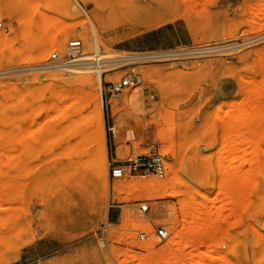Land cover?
I'll return each mask as SVG.
<instances>
[{
    "label": "rangeland",
    "instance_id": "rangeland-1",
    "mask_svg": "<svg viewBox=\"0 0 264 264\" xmlns=\"http://www.w3.org/2000/svg\"><path fill=\"white\" fill-rule=\"evenodd\" d=\"M260 6L264 0H0V116H4L0 128L12 139L11 145L0 142V264H138L149 255L154 259L162 246L174 255L170 259L167 254L165 264H196L209 248L207 264H264ZM40 11L61 18L60 32L62 24L83 23L97 12L104 18V30L99 29L101 55H177L114 63L96 83L82 82L79 77L89 73L73 69L93 64L45 67L55 66L53 52H58L59 60L73 59L69 42L81 40L82 51L89 44L86 32L70 34L39 60L42 44L60 33L39 26ZM32 20L37 26L25 31ZM192 49L204 52L187 55ZM22 53L33 54L34 63H26ZM69 72L78 76L69 80L61 75ZM127 75H135L139 82L118 93L109 91ZM96 92L105 156L97 144ZM76 95L88 106L89 123L70 140L89 135L87 143L81 137L89 154L78 166L62 167L57 161L79 159L72 148L64 153L65 136L58 137L56 129L63 120L59 108ZM112 101L118 109L115 117ZM57 103L63 107L54 109L52 104ZM54 134L59 139L48 142ZM48 135L42 146L40 140ZM150 142L166 156L164 175L126 171L122 177L111 176L113 160L147 153ZM155 178L166 181L161 190L165 195L127 186L133 179ZM144 202L145 213L139 209ZM184 204L189 213L205 212L201 211L204 219L199 221L205 224L198 240L193 231H183L191 221L190 214H182ZM210 210L217 213L206 217ZM144 221L149 228L141 224ZM159 225L166 226V238L157 237ZM179 230L186 241L192 237L190 245H182V253L176 251ZM220 231L227 233L224 238ZM141 232L147 237L142 239Z\"/></svg>",
    "mask_w": 264,
    "mask_h": 264
},
{
    "label": "bare ground",
    "instance_id": "bare-ground-1",
    "mask_svg": "<svg viewBox=\"0 0 264 264\" xmlns=\"http://www.w3.org/2000/svg\"><path fill=\"white\" fill-rule=\"evenodd\" d=\"M259 3H261V2H259ZM261 4H263V3H261ZM262 6V5H261ZM260 6V8H264V7H261ZM260 10V9H259ZM252 11V10H251ZM37 12V11H36ZM258 13H259V11H258ZM260 13H263V12H260ZM257 14H255V16H256ZM260 14H258L257 16H259ZM263 15H264V13H263ZM39 17H40V19L42 20L41 21V23L39 24V26H42L43 28L42 29H44V30H46V29H54V30H57L58 31V26H59V24H61V18H59V17H54V18H49V14L47 13V11H40L39 12V15H38ZM262 16V15H261ZM261 16H259V17H261ZM254 17V16H253ZM49 19V20H48ZM103 19L104 18H102V16H100V15H98V13L97 12H92V14H91V18L89 19V20H85L83 23H66V24H62L60 27H62V30H61V32L60 31H58V35L56 36V35H52V36H50V37H48L47 39V41L44 43V44H42V46L39 48V50H38V53H37V55H38V59L39 60H43L46 56H47V53L49 52V50H51L53 47H55V46H57V44L59 45V44H62L65 40H66V38H68V36H70V34H72V33H74V32H76V33H78V34H80V32H81V29L83 30V32H86V34H87V36H85V38H86V41L87 42H89V44H86V47L81 51H69V55H72L74 58L73 59H70V60H68L67 62H69V63H72V64H70V65H59V66H57V65H55V66H49V67H45V68H62V67H69V66H72V65H92L93 64V66H87L86 68H82V69H80V68H74L73 70H75V71H77V72H88L89 74L87 75V76H81V77H79V80H87V81H91V82H93V83H96V80H100L101 79V76H102V73L106 70V68L107 67H110V66H113V65H116V64H118V62L120 63H122V62H131V61H137V60H144V59H153V58H161V57H167V56H174V55H177V54H169V53H165L164 55H162V54H159V53H151V54H146V55H138V54H133V55H129V54H114V53H109V52H105V54H103V55H101L102 53H101V46H102V42H101V38H100V34H99V29L100 30H104V23H102V22H104L103 21ZM261 19H263V17L262 18H260L259 20H261ZM48 20V21H47ZM253 20V19H252ZM45 21V22H44ZM248 21H251V20H249L248 19ZM254 21L255 22H257V20H255L254 19ZM261 22V21H260ZM260 22H257V24L258 23H260ZM234 23V22H233ZM232 23V24H233ZM250 23V22H249ZM253 23V22H252ZM251 23V24H252ZM38 24V23H37ZM255 23H253V25H254ZM256 24V25H257ZM263 24V23H262ZM262 24H261V26H262ZM256 25H254L256 28H257V26ZM258 25H260V24H258ZM35 26H37L36 25V22L34 21V20H32L31 21V23L27 26V28H26V30L25 31H30V30H32ZM234 26V25H233ZM253 26V27H254ZM259 27V26H258ZM55 28H57V29H55ZM255 28V29H256ZM259 28H261V27H259ZM264 28V27H263ZM262 29V28H261ZM262 30H264V29H262ZM256 31H259V29L258 30H256ZM253 32V31H252ZM255 33H258V32H255ZM53 36H55V37H53ZM50 38V39H49ZM257 39H264V36H261V37H258ZM253 40V39H252ZM247 42V41H246ZM249 42H252V41H249ZM248 43V42H247ZM232 44V43H231ZM245 44V43H244ZM228 45V44H227ZM226 45V46H227ZM241 45V44H240ZM240 45H238V46H240ZM225 46V47H226ZM221 47H222V45H221ZM230 47V46H229ZM224 48V47H223ZM222 48V49H223ZM227 48V47H226ZM202 50H204L203 48H202ZM217 50V49H216ZM219 50V49H218ZM209 51H211V50H208V52ZM212 51H213V48H212ZM215 51V50H214ZM68 52V51H67ZM202 52H204V51H199V49H198V51H196V49L193 51V49L191 50V51H189V53L188 52H186L187 53V55H189V54H199V53H202ZM205 53H206V51H205ZM23 54V53H22ZM185 54V53H184ZM24 56H23V59H25L26 58V63H29V64H33L34 63V61H33V54H23ZM179 55H181V54H179ZM101 59V61H99ZM88 61V62H87ZM102 63H104V64H102ZM114 63H116V64H114ZM49 64V63H48ZM95 64V65H94ZM44 68V69H45ZM30 69V68H29ZM33 69V68H32ZM35 69H37V68H35ZM38 69H43V67H40V68H38ZM61 75L62 76H70V78H69V80H73V79H75V77H77L78 75H77V73L76 72H69V73H61ZM82 81V82H83ZM127 98V97H126ZM63 99V98H62ZM95 100H96V110H97V113H98V117H99V137H98V142H97V144H98V146L100 147V150H101V153H102V155L103 156H105V154H106V148H105V139H104V126H103V122H102V114H101V104H100V97H99V93L98 92H96V94H95ZM67 101L68 102H66V104L64 103L63 104V106H59L58 105V103L57 104H52L53 105V107H54V105H58L57 107H63L62 109H60L59 108V110H58V112L60 111V113L62 112L63 114V120H62V123H61V120H59L60 121V123L61 124H59V126H57L56 127V129H58V133L60 134H58V137H60V136H65V141H64V143H65V145H64V148L67 150V148L69 149H71L72 148V151L74 150V154L76 155V157H78L79 159H77L78 161H73V160H69V161H63V162H61V161H57V162H60L59 163V165L60 166H62V167H64V166H78L79 164H81V163H84V161L82 160L84 157H85V155L88 153V151L85 149L88 145L87 144H85V142L87 143V139L89 140V135H88V137H86L87 135L84 133H82L83 134V136H81L80 135V139H76L77 140V142L76 141H73V139L72 140H70V138H74L76 135L78 136V134H79V132L81 131H85L87 128H86V126L88 125V123H89V114H90V111L88 110V106H86V104H85V102H84V98L82 97V96H75L74 98H71L70 97V99L68 98L67 99ZM56 107V106H55ZM54 107V109H58V108H55ZM50 108H51V106H50ZM88 111V112H87ZM117 111H118V109L115 107V103L112 101L111 102V109H110V112H111V115L113 116V117H115L116 116V113H117ZM55 115H58V117L60 116L58 113L57 114H55ZM3 115H1L0 117H2ZM4 117V116H3ZM55 118V119H57V116L55 117V116H52V117H50V119L51 118ZM53 118V119H54ZM4 119V118H3ZM52 119V120H53ZM52 120H50V121H52ZM57 120V121H58ZM1 121L3 122V120L1 119ZM49 120H47V122H48ZM57 121H56V123H57ZM2 122H1V124H2ZM5 122V121H4ZM3 124H5V123H3ZM49 125H50V123H48ZM54 124H55V121H54ZM45 125H47V124H45ZM48 126V125H47ZM45 127V126H44ZM52 127H54V125H52ZM52 127H51V129H52ZM50 126L48 127V130L50 131ZM85 128V129H84ZM55 128L53 129L54 131H56V133H57V130H56ZM4 130V129H3ZM1 128H0V142H2L3 144H2V146H5V144H7V145H11V143H12V139H11V137H10V135H9V137L7 136L8 135V133H6L8 130L7 129H5L4 131H3ZM7 130V131H6ZM47 130V129H46ZM114 131V137H116L117 138V136H118V131H117V129L114 127V129H113ZM6 131V132H5ZM45 131V130H44ZM60 131V132H59ZM5 132V133H4ZM53 132V131H52ZM80 132V133H81ZM88 132V131H87ZM86 132V133H87ZM55 133V134H56ZM62 133L63 134H65V135H62ZM6 134V135H5ZM54 134V135H55ZM86 135V136H85ZM7 136V137H6ZM49 136L50 135H48V136H46V140L44 139H42V141L40 140V142L42 143H44V146H45V143H46V141H48L47 140V137L49 138ZM85 136V138L84 139H86V141L83 139V142H81V137H84ZM56 137V138H55ZM55 137L53 138V137H50L51 139L48 141V142H52V141H54L55 139L57 140V135H55ZM52 138H53V140H52ZM62 138V137H61ZM59 139V138H58ZM61 140V139H60ZM45 141V142H44ZM78 141H80L79 143H78ZM85 141V142H84ZM47 142V143H48ZM89 142V141H88ZM43 143H42V146H43ZM84 143V144H83ZM89 144V143H88ZM6 145V146H7ZM79 145H80V149L78 148L79 147ZM83 145V146H82ZM85 145H87L85 148H84V146ZM60 146V145H59ZM58 146V147H59ZM50 147V146H49ZM57 147V148H58ZM62 146H60V148H61ZM5 149L6 148H8V147H4ZM63 148V149H64ZM5 149H2L3 151L5 150ZM64 149V150H65ZM69 149V150H70ZM63 150V151H64ZM64 151V153H67L68 152V150L67 151ZM2 151V152H3ZM62 150H61V152H63ZM59 152H60V150H59ZM69 153V152H68ZM67 153V154H68ZM0 154L2 155V153H1V151H0ZM3 154H5L4 152H3ZM89 154V153H88ZM1 155H0V159H2L1 158ZM63 155H65V154H63ZM65 156H67V155H65ZM87 156H89V155H87ZM6 157V156H5ZM62 157H64V156H62ZM69 157V156H68ZM71 157V156H70ZM7 160L9 159L10 160V158H6ZM80 160H82V161H80ZM85 160V159H84ZM3 161H4V158H3ZM127 186H129V187H134V188H148V189H150V190H152V191H161V190H163V189H165L166 188V181H163L162 179H158V178H155V179H133L130 183H128V185ZM116 189L117 190H121V187L120 186H117L116 187ZM164 191V190H163ZM161 193H162V191H161ZM165 194H166V192H164ZM164 193H162V194H164ZM159 194V195H158ZM157 194V196H160V193H158ZM161 194V195H162ZM164 194V195H165ZM172 194V193H171ZM164 195H162V196H164ZM156 196V195H155ZM194 201V200H193ZM190 205H192L190 202H188ZM188 203H186V205L188 204ZM200 203H202V202H200ZM202 205H206V204H204V203H202ZM193 206V208H196L197 206H199L198 208H202V210L204 209L203 208V206H201L200 207V204H198L197 203V206L196 205H192ZM185 204H184V210L182 211V214L184 215H187V214H190L191 216H189V217H191L190 218V222L188 223L189 225L187 226L186 224V226H187V228L186 227H184L183 229H185V230H183V229H181V230H183V231H193L194 232V234H195V237H194V239L195 240H198L199 239V236H200V233H201V231H202V229H203V226H204V221L202 222V223H204V224H202L200 221H202V219H204L203 218V214L205 213L204 211H202V210H200V213L198 212V213H195V212H193L192 211V213H189V211L187 212L186 211V209H185ZM191 207V206H190ZM188 208V209H193V208ZM205 207H207V206H205ZM205 210V209H204ZM196 211V210H195ZM199 211V210H198ZM201 211L202 212H204L203 214L201 213ZM195 213V214H194ZM214 213H217L216 211H212V210H210V211H207V216L206 217H208L210 214L212 215V214H214ZM198 214V215H197ZM200 214V215H199ZM202 214V215H201ZM188 216V215H187ZM210 217V216H209ZM197 219V220H196ZM200 220V221H199ZM206 220V219H205ZM146 221V220H145ZM144 221V222H145ZM147 222V221H146ZM141 223V224H143V226L145 225H147L148 226V228L150 227L149 225V222L148 223ZM144 226V227H145ZM146 226V227H147ZM183 231H178V232H176V236L178 237V241H177V244H178V246H177V250L176 251H180V253H182L181 251H182V249L184 250V248L187 246V244H189L190 242L188 241V240H192V237H191V239L189 238V239H187V241L189 242V243H187V241L185 240V238H183ZM187 232V233H188ZM193 235L192 233H189V234H187V235ZM226 234L227 233H225V231H220V235H219V237H221V238H224L225 236H226ZM185 235H186V233H185ZM198 238V239H197ZM184 239V240H183ZM194 240V241H195ZM183 241L184 242H186V243H184L183 244ZM191 243H195V242H192L191 241ZM148 245H149V243H147ZM175 244H176V242H175ZM196 244V243H195ZM146 245V244H145ZM152 244L150 243V248H151V250L150 251H152V253L155 251V250H152V246H151ZM182 245L184 246V248H182ZM190 245V244H189ZM192 245V244H191ZM147 246V245H146ZM145 246V247H146ZM154 246V245H153ZM193 246V245H192ZM165 247H167V246H165ZM176 247V246H175ZM147 248V247H146ZM149 248V249H150ZM168 249H169V251H172L169 247H167L166 249L165 248H163V246H162V248H161V250H162V252L161 253H157V251H155L157 254H159L158 256L155 254V252L153 253V255H156L155 257L154 256H152L151 255V258L152 257H154V259H150V255L149 256H147L145 259H143V258H141V257H139V258H141V259H143V260H141L140 262H139V260L137 261V262H139L138 264H150V261L151 260H154L153 262H155V258L156 257H159L158 258V260H159V264H165L164 263V257H166L167 256V254H169V251H168ZM174 250H175V248H173ZM211 248H209V250H210ZM147 250H148V248H147ZM208 249L206 250V251H203V253H201L200 254V256H199V258H198V260H196V264H205L208 260H207V258L209 259L210 258V255H209V253H210V251H209ZM168 251V252H167ZM176 251H173V253L175 252V253H177ZM149 252V251H148ZM151 254V253H150ZM160 254L163 256V258H162V261L160 262ZM211 254V253H210ZM148 255V254H147ZM178 256H180L179 255V253L177 254ZM176 254H175V256H177ZM169 256V257H168ZM167 257L168 258H170L171 259V257L170 256H172V253L171 254H169ZM174 256V255H173ZM172 256V257H173ZM178 256L176 257V258H178ZM134 258H138V257H136V256H133ZM145 257V256H144ZM166 257V258H167ZM212 257V256H211ZM157 259V258H156ZM169 259V260H170ZM172 259H174V258H172ZM166 260V259H165ZM169 260H167L169 263L171 262V260L169 261ZM207 260V261H206ZM224 260V259H223ZM152 262V261H151ZM157 262V261H156ZM156 262L154 263V264H156ZM167 263V262H166ZM137 264V263H136ZM158 264V263H157ZM170 264H172V263H170ZM207 264V263H206Z\"/></svg>",
    "mask_w": 264,
    "mask_h": 264
},
{
    "label": "built area",
    "instance_id": "built-area-1",
    "mask_svg": "<svg viewBox=\"0 0 264 264\" xmlns=\"http://www.w3.org/2000/svg\"><path fill=\"white\" fill-rule=\"evenodd\" d=\"M82 45L83 44L81 40H71L69 42V49L71 51H79ZM51 57L57 66L69 63L66 60H59L58 52H53ZM138 82V77L135 75H127L119 82L111 84L109 86V91L118 93L125 87L134 86ZM148 147L149 151L147 153L136 155L126 160H113L112 163H110L111 176L113 178H119L124 176L126 171L130 173L143 172L164 175L166 172V156L160 152V147L156 142H150ZM139 209L145 213L148 210L147 203H142ZM156 235L159 237V239L166 238L168 236V230L166 226L159 225L156 228ZM140 237L144 239L147 237V235L144 232H141Z\"/></svg>",
    "mask_w": 264,
    "mask_h": 264
}]
</instances>
